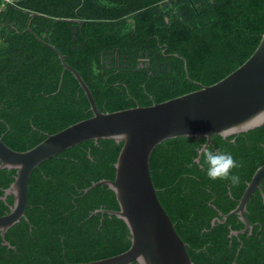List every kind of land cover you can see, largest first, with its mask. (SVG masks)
<instances>
[{"label": "trees", "instance_id": "obj_1", "mask_svg": "<svg viewBox=\"0 0 264 264\" xmlns=\"http://www.w3.org/2000/svg\"><path fill=\"white\" fill-rule=\"evenodd\" d=\"M0 0V137L26 151L92 116L83 91L51 49L82 77L100 112L149 106L197 90L186 78L212 85L256 49L264 32V0ZM21 22H20V21ZM25 20L24 25H22ZM30 22V25H28ZM43 40V39H42ZM20 117L19 120H17ZM34 129V130H33ZM33 134L27 145L24 137ZM21 140H23L21 142ZM201 137L169 139L150 155L157 198L185 243L193 264H264V179L246 206L251 233L228 238L217 212L233 210L264 162V125L226 138L211 150L231 153L238 185L209 180L194 162ZM121 148L112 140L71 147L33 170L24 217L0 239V264H75L126 251L125 224L98 209L117 210L106 186ZM0 170V196L13 181ZM12 204V197L5 201ZM8 205L0 200V216ZM236 216L228 219L236 228ZM135 264V263H131Z\"/></svg>", "mask_w": 264, "mask_h": 264}, {"label": "water", "instance_id": "obj_2", "mask_svg": "<svg viewBox=\"0 0 264 264\" xmlns=\"http://www.w3.org/2000/svg\"><path fill=\"white\" fill-rule=\"evenodd\" d=\"M211 4L213 1L210 0ZM57 55L65 72L70 73L84 93L92 116L67 128L46 135L34 147L18 152L0 137V170H13V181L3 190L0 200L12 197L8 212L0 216V238L24 217L28 203V181L31 173L57 154L87 141L112 140L121 144L114 163V178L101 179L83 190L86 194L102 185L110 190L117 210L98 209L93 214H106L121 220L130 235L129 248L115 256L75 264H193L185 243L175 231L160 204L150 175V155L162 142L180 137H201L204 147L212 145L214 136L221 138L246 133L264 125V32L250 57L218 82L205 86L186 78L198 89L161 103L111 113L100 112L88 86L79 73L68 65L63 55L44 43ZM198 150V152L200 151ZM194 162H196L194 160ZM264 179V162L253 173L238 200L226 215H237L251 229L245 211L247 202ZM217 221H212V224ZM224 221H219L223 223ZM69 264V263H66Z\"/></svg>", "mask_w": 264, "mask_h": 264}, {"label": "clouds", "instance_id": "obj_3", "mask_svg": "<svg viewBox=\"0 0 264 264\" xmlns=\"http://www.w3.org/2000/svg\"><path fill=\"white\" fill-rule=\"evenodd\" d=\"M188 139V136L185 135ZM196 163L205 172L209 180H223L233 186L238 185L240 177L233 173L234 168L240 167L231 153L222 150H211L204 146L195 157Z\"/></svg>", "mask_w": 264, "mask_h": 264}, {"label": "flooded vegetation", "instance_id": "obj_4", "mask_svg": "<svg viewBox=\"0 0 264 264\" xmlns=\"http://www.w3.org/2000/svg\"><path fill=\"white\" fill-rule=\"evenodd\" d=\"M20 21V20H19ZM21 22V21H20ZM24 22H25V20H23V22H22V25H24ZM28 25H30V22H28ZM27 30H28V32H29V34H31V36H33L34 38H36V40H38V41H40V42H42L43 44L44 43H46L45 41H44V39L46 38V39H49V38H47V36H46V34L42 31V28H40V33H41V35H42V39H40L39 37H37V34H36V32H33V31H31L30 29H29V27H27ZM20 119V117L17 119V120H19ZM34 130V129H33ZM10 130H9V127H8V129L2 134V136L4 137V135L6 134V133H8ZM46 135H48V134H45V136ZM33 134L32 133H29V135H26V137H24V142L27 144V145H29L30 144V140H33ZM23 140H21V142H22ZM213 145V144H212ZM210 147H212V146H210ZM209 148V147H208ZM260 190V189H259ZM8 198V197H7ZM6 198V199H7ZM6 201V200H5ZM4 201V203L6 204V206L7 205H10V204H8V203H6ZM7 212H8V208H7ZM229 213V212H228ZM228 213H226V214H228ZM226 214H223V213H221V212H217V216H215L212 220H211V226H215V225H219V224H224V225H226V227H227V229H228V235H227V237L230 239V238H232V237H234V238H236L237 240H240V236H242V235H245L246 233H248V234H250L251 233V230L253 229V227H254V225L255 224H251L249 221H248V219H247V221L249 222V224L251 225V229H248L247 231H245V232H241L243 229H244V225H243V223L240 221V219L238 218V216L237 215H233V216H236V218H237V220H236V223H234L235 224V227L236 228H232V225L233 224H229L228 223V219L230 218H228L227 220H223V218L221 217V215H226ZM245 215H246V211H245ZM232 217V216H231ZM246 218H247V216H246ZM217 220V221H215L214 222V224H212V221H214V220ZM218 220L219 221H224L223 223H219L218 222ZM1 239V238H0ZM1 241H2V239H1ZM3 244V243H2Z\"/></svg>", "mask_w": 264, "mask_h": 264}, {"label": "built area", "instance_id": "obj_5", "mask_svg": "<svg viewBox=\"0 0 264 264\" xmlns=\"http://www.w3.org/2000/svg\"><path fill=\"white\" fill-rule=\"evenodd\" d=\"M5 2H10V0H4Z\"/></svg>", "mask_w": 264, "mask_h": 264}]
</instances>
